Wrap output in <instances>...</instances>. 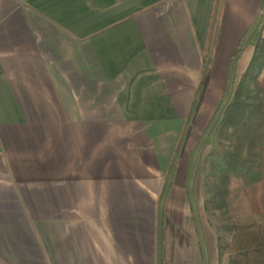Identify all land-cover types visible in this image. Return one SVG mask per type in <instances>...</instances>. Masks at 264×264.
Listing matches in <instances>:
<instances>
[{"label": "crops", "instance_id": "crops-1", "mask_svg": "<svg viewBox=\"0 0 264 264\" xmlns=\"http://www.w3.org/2000/svg\"><path fill=\"white\" fill-rule=\"evenodd\" d=\"M263 14L264 0H0V255L31 258L36 213L40 264H225L198 225L195 151ZM262 174L246 188L261 216L264 139Z\"/></svg>", "mask_w": 264, "mask_h": 264}, {"label": "trees", "instance_id": "trees-1", "mask_svg": "<svg viewBox=\"0 0 264 264\" xmlns=\"http://www.w3.org/2000/svg\"><path fill=\"white\" fill-rule=\"evenodd\" d=\"M241 50L239 45L232 55L233 77ZM226 87L213 118L222 139V167L208 201L219 213L221 231L228 234L226 241L217 243L218 255L225 257V264H264V215H252L246 194L249 185L263 180L264 37L258 36L240 78L230 79Z\"/></svg>", "mask_w": 264, "mask_h": 264}, {"label": "rangeland", "instance_id": "rangeland-1", "mask_svg": "<svg viewBox=\"0 0 264 264\" xmlns=\"http://www.w3.org/2000/svg\"><path fill=\"white\" fill-rule=\"evenodd\" d=\"M263 24H264V14L261 15L259 21L257 22L256 31L257 29L260 30ZM228 80L230 82V79ZM218 111H220L219 108L217 112ZM206 113L207 111H204V116H203L204 120L207 119ZM217 114H219V112ZM216 118H218V116L215 117V120ZM213 123H214V120L210 124V129L208 130L209 131L208 134L205 135V137H203L204 134L207 132L206 131L203 134V136L201 135L204 140L203 148L200 149L201 147L199 146L195 151V155L198 157V163L200 162L201 157L204 156V159H203L204 162L203 163L201 162L200 164L201 166L200 172L204 178H203V181L202 179L196 180L195 182H197V184L195 185V187H199V190L202 193L201 195L202 197H199V205L202 204L204 206L199 210V215L201 216L203 220H201L198 223V225L203 227L205 233L207 232L209 237L215 238V239L217 238L218 240L217 242L219 243L222 241H226L228 239V234L223 233L221 231L220 229L221 221H220L219 213L218 211L214 210L211 204H209L208 202L211 197L212 181L214 180L219 169L222 167V162H221L220 153H219V149L222 147V145L220 144V141L222 139L220 137V134H218L217 122H215L214 125H212ZM169 185H170V182H169ZM234 185L235 183H233L232 186ZM150 202H151V199L149 201L147 200V204L151 206L152 204ZM29 214H33V217L31 216V220L34 226L33 228L34 237L33 238L29 236L26 237L27 239L26 243L28 247L27 250L31 258H23L22 264H33V263L40 264L39 261H42V259L37 258V256L39 257V253L41 252L42 254L46 256V241L44 238L43 227L39 223V219L37 218L36 213H29ZM127 214L133 215L134 213H127ZM144 214L146 215V218L148 219L152 213L149 211ZM153 214L155 213L153 212ZM140 216H142L141 213H140ZM253 216L258 217L261 215H253ZM14 221L17 225H20L21 217L19 216V214H15ZM14 237L15 235H12L11 239H14ZM18 239H21V237L19 236ZM225 260H226L225 257H220V261H222L223 263ZM0 264H15V261L11 259L10 255L8 257H3L0 255Z\"/></svg>", "mask_w": 264, "mask_h": 264}, {"label": "built area", "instance_id": "built-area-1", "mask_svg": "<svg viewBox=\"0 0 264 264\" xmlns=\"http://www.w3.org/2000/svg\"><path fill=\"white\" fill-rule=\"evenodd\" d=\"M258 36H259L260 38H263V37H264V24H263L262 27L260 28L259 33H258Z\"/></svg>", "mask_w": 264, "mask_h": 264}]
</instances>
